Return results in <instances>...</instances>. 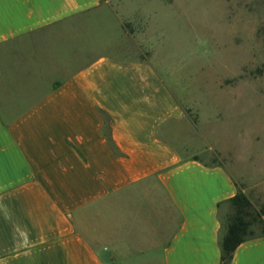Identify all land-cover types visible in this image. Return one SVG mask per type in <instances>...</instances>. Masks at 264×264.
I'll return each instance as SVG.
<instances>
[{
	"label": "crops",
	"instance_id": "obj_1",
	"mask_svg": "<svg viewBox=\"0 0 264 264\" xmlns=\"http://www.w3.org/2000/svg\"><path fill=\"white\" fill-rule=\"evenodd\" d=\"M101 3L0 0V264H110L107 204L152 180L176 214L163 264H219V209L236 181L177 138L189 121L152 54L112 49L118 26L97 47L72 26ZM230 264H264V235Z\"/></svg>",
	"mask_w": 264,
	"mask_h": 264
},
{
	"label": "rangeland",
	"instance_id": "obj_2",
	"mask_svg": "<svg viewBox=\"0 0 264 264\" xmlns=\"http://www.w3.org/2000/svg\"><path fill=\"white\" fill-rule=\"evenodd\" d=\"M95 13L87 25L83 15L70 22L88 28L92 46L116 39L118 26L112 49L152 54L189 121L176 124L177 138L228 169L249 201V231L264 232V0H102ZM159 193L152 180L113 199V210L107 204L101 244L118 251L110 264H163V236L176 214ZM234 211L225 202L220 220Z\"/></svg>",
	"mask_w": 264,
	"mask_h": 264
},
{
	"label": "trees",
	"instance_id": "obj_3",
	"mask_svg": "<svg viewBox=\"0 0 264 264\" xmlns=\"http://www.w3.org/2000/svg\"><path fill=\"white\" fill-rule=\"evenodd\" d=\"M227 202H230L235 211L228 215L223 220H220V262L219 264H230L235 248L243 241L258 236L253 235L249 231L252 221L248 219L246 208L249 205L247 197L240 191L230 197ZM259 235H264L262 232Z\"/></svg>",
	"mask_w": 264,
	"mask_h": 264
}]
</instances>
